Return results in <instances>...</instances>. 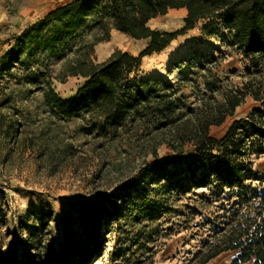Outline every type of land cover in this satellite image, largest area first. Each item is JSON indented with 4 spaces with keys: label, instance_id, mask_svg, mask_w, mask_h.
Here are the masks:
<instances>
[{
    "label": "trees",
    "instance_id": "1",
    "mask_svg": "<svg viewBox=\"0 0 264 264\" xmlns=\"http://www.w3.org/2000/svg\"><path fill=\"white\" fill-rule=\"evenodd\" d=\"M182 10L184 28L173 33L152 28L153 21ZM201 24L205 36L222 28L225 36L218 42L247 62L241 85L222 76L223 59L214 56L215 48L199 60H179L175 84L138 76L145 58L166 51ZM113 32L148 45L138 56L117 50L97 63L96 47L110 41ZM70 78L84 84L74 97L63 99L54 83ZM6 81L34 86L49 118L84 120L109 145H119L120 153L124 149L126 160L143 165L117 194L77 210L76 222L93 243L90 252L77 250L83 256L79 264L103 256L104 235L122 221L147 224L137 226L136 238L127 236L130 248L111 256V262L131 264L138 255L134 264H155L149 246L164 232L154 225L174 213L176 202L190 200L183 206L185 229L210 226L195 264L229 252L238 253L232 264H264V176L250 160L255 144L264 141V0H75L13 37L0 56V85ZM7 89L2 88L0 109L13 99ZM249 97L261 106L234 121L222 139L212 137L211 129L234 118ZM5 124L3 114L1 130ZM164 146L173 156L160 160ZM52 256L54 264H74L68 245ZM12 263L8 252L0 255V264Z\"/></svg>",
    "mask_w": 264,
    "mask_h": 264
},
{
    "label": "rangeland",
    "instance_id": "2",
    "mask_svg": "<svg viewBox=\"0 0 264 264\" xmlns=\"http://www.w3.org/2000/svg\"><path fill=\"white\" fill-rule=\"evenodd\" d=\"M72 1L75 0H0V56L8 50L13 37L49 11ZM185 17L184 11H172L153 21L151 26L173 33L184 28ZM202 27L201 24L179 37L166 51L145 58L138 76L161 78L175 84V64L179 60L191 57L199 60L215 48L214 56L223 59L222 76L241 85L240 77L246 73L247 62L218 42L225 36L222 28L205 36ZM147 45V41H135L113 32L110 41L96 47L94 58L97 63L104 62L117 50L138 56ZM8 81L0 85V101L4 87L10 88L7 94L12 92L13 97L9 105L0 109V255L8 252L12 264H54L52 255L68 245L74 264H79L83 256L78 257L77 250L90 252L93 243L76 222L77 210L84 203L103 202L108 196L117 194L143 165L140 160H126L122 154L124 149L120 153L119 145H109L105 136L92 130L84 120L63 122L49 118L42 110L41 96L34 86H18ZM83 84L82 79L70 78L65 84L55 82L54 88L61 98L70 99ZM184 95L190 104L194 103L191 92L186 90ZM260 106L251 97L247 98L234 118L211 129V136L222 139L234 121L246 119ZM3 114L6 124L1 130ZM254 150L256 154L250 159L253 169L264 176V141H258ZM187 153L193 156L191 148ZM158 154L160 160L173 156L167 146L161 147ZM152 161V157L147 159V162ZM191 201L176 202L174 213L154 225L162 226L164 232L162 238L149 246L155 264H195L193 257L200 250L210 226L185 229L183 215L187 210L183 206L192 204ZM146 224L122 221L110 228L102 243L105 254L95 262L113 264L111 256L130 248V244L125 243L127 236L136 238L137 226ZM237 255V252L225 253L209 264H232ZM137 259L138 255L130 260L131 264Z\"/></svg>",
    "mask_w": 264,
    "mask_h": 264
},
{
    "label": "crops",
    "instance_id": "3",
    "mask_svg": "<svg viewBox=\"0 0 264 264\" xmlns=\"http://www.w3.org/2000/svg\"><path fill=\"white\" fill-rule=\"evenodd\" d=\"M182 11H183V10H182ZM184 12H185V11H184ZM185 13H186V12H185ZM238 109H239V108H238ZM238 109H237V110H238Z\"/></svg>",
    "mask_w": 264,
    "mask_h": 264
},
{
    "label": "bare ground",
    "instance_id": "4",
    "mask_svg": "<svg viewBox=\"0 0 264 264\" xmlns=\"http://www.w3.org/2000/svg\"><path fill=\"white\" fill-rule=\"evenodd\" d=\"M95 264H97V262H95Z\"/></svg>",
    "mask_w": 264,
    "mask_h": 264
}]
</instances>
